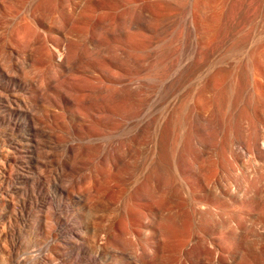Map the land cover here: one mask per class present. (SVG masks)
<instances>
[{"label": "bare ground", "instance_id": "obj_1", "mask_svg": "<svg viewBox=\"0 0 264 264\" xmlns=\"http://www.w3.org/2000/svg\"><path fill=\"white\" fill-rule=\"evenodd\" d=\"M39 1L0 0V132L27 158L20 181L47 183L53 164L59 172L68 167L63 157H83L78 206L53 212L58 232L54 224L47 234L67 238L84 264H147L155 231L149 201L165 197V155L181 146L186 119L239 114L264 161V0H51L43 9ZM249 151L241 143L242 155ZM245 170L235 198L264 210L258 167L254 175ZM92 196L107 215H85ZM48 197L32 205L45 206ZM212 197L196 196V208L213 213ZM131 204L138 229L126 212ZM118 215L126 243L136 241L140 254L120 247ZM260 218L264 235V212Z\"/></svg>", "mask_w": 264, "mask_h": 264}, {"label": "rangeland", "instance_id": "obj_2", "mask_svg": "<svg viewBox=\"0 0 264 264\" xmlns=\"http://www.w3.org/2000/svg\"><path fill=\"white\" fill-rule=\"evenodd\" d=\"M42 1L43 3L39 1L42 4L38 3V7L52 3L51 0ZM36 9L40 13L43 11V7L41 10ZM260 100L264 103V96ZM240 114L242 117L243 113ZM237 117L227 113L226 121L214 115L210 121L191 118L182 123L180 132H177L178 144L181 146L176 147L175 154L167 151L165 155L166 164L163 175L161 173V192H165V197L161 201L158 198L157 202L153 195L155 200L149 201L153 216L150 219L151 230L155 231H151V251L147 264H264V235L260 218V213L264 210L258 206H242L239 199L235 198L236 184L243 181L241 170H245V167H248L246 173L250 172L252 175L258 167L259 172L255 175L258 180L257 187L264 192V166H261L264 161L257 157L254 150L252 129L248 120ZM166 137L168 141L169 137ZM241 143L250 150L246 155H242ZM133 146L136 148L135 154L142 152L141 146L134 143ZM74 156L63 157L68 167H59V172L58 163L51 166V170L47 171L48 176H51L49 182L26 184L20 181V177L29 172L27 158L15 150V143L11 142L9 136L0 132V264H40V261L41 264L85 263L83 255H76L77 251L71 247L67 238L65 239L68 242L56 238L54 234H47L48 227L54 224V233L58 232L55 222L57 217L53 212H61L62 216L66 215L67 210L68 213L74 212L78 206L79 194L86 188L82 175L85 172L83 167L86 159L83 163V157L76 159ZM250 158L252 161H249ZM59 163L62 164L61 161ZM136 178L137 176L131 181ZM96 186L101 187L97 180ZM61 188L68 194L61 192ZM115 189L118 190L117 187ZM46 193L49 196L46 205L34 207L33 198L38 196L43 200ZM206 193L213 196L211 199L217 205V210L215 208L213 213H204L205 207L196 208L195 197ZM60 196L62 199H59ZM113 198L118 202L120 195ZM58 200H62L61 204ZM62 203L67 205L66 209L61 207ZM52 204L56 207L53 208ZM116 204H119L118 208L122 207L119 202ZM135 207L132 204L126 206V212L133 216V225L138 229V209ZM108 212L110 210L93 196L89 197L84 208L85 215L94 219L101 218ZM116 226L120 234V247L133 249L140 254L141 249L136 241L132 245L126 243L128 226L123 216L119 217ZM156 237L161 239L158 241ZM242 237L244 241H241ZM156 243L159 244L154 247Z\"/></svg>", "mask_w": 264, "mask_h": 264}]
</instances>
